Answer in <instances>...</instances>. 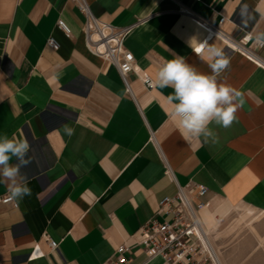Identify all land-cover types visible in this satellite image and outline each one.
<instances>
[{
    "label": "crops",
    "instance_id": "obj_1",
    "mask_svg": "<svg viewBox=\"0 0 264 264\" xmlns=\"http://www.w3.org/2000/svg\"><path fill=\"white\" fill-rule=\"evenodd\" d=\"M87 1L113 26L145 21L125 47L154 86L131 74L127 88L114 66L88 51L84 17L70 1L0 0V135L27 140L31 159L21 169L31 194L14 200L17 207L0 204V264H103L122 245L132 264H146L139 229L162 199L187 185L207 188L201 219L227 264L213 238L221 221L237 205L264 214V70L219 39L208 43L230 58L218 81L242 91L245 103L230 127L210 124L215 139L207 141L181 135L168 99L173 90L159 88L156 74L177 55L211 74L206 50L196 51L207 36L198 20L251 45L249 37L264 32V0ZM243 4L253 16L246 26ZM49 37L57 51L47 47ZM8 194L0 184V196ZM259 221L249 228L257 236ZM34 251L43 257L29 260Z\"/></svg>",
    "mask_w": 264,
    "mask_h": 264
},
{
    "label": "built area",
    "instance_id": "obj_2",
    "mask_svg": "<svg viewBox=\"0 0 264 264\" xmlns=\"http://www.w3.org/2000/svg\"><path fill=\"white\" fill-rule=\"evenodd\" d=\"M75 5L84 17L83 35L88 51L110 63L118 71L124 85L128 88V77L136 74L148 90L153 88L151 79L146 74H140L135 58L125 47V41L145 21L137 20L124 27H116L98 20L92 13L87 0H67ZM225 22L223 18L221 24ZM198 25L207 32L205 41L209 43L216 38L226 46L238 53L257 67L264 70V57L259 51L264 47L257 46L254 41L251 45L227 35L221 27H214L203 20H198ZM59 30L66 35L70 29L62 20H58ZM204 41V42H205ZM53 51L59 49V43L49 37L46 43ZM140 74V75H139ZM208 190L200 185H187L178 187L174 197H165L158 204L154 216L149 219L138 231L141 239L136 242L147 256V262L160 259V264H220L219 258L211 245L206 228L201 219V211L209 206ZM0 204H17L10 195L0 196ZM49 247L54 250L58 243L49 241ZM130 248L126 245L118 247L115 255L103 264H132ZM43 257L39 251H34L29 260Z\"/></svg>",
    "mask_w": 264,
    "mask_h": 264
},
{
    "label": "clouds",
    "instance_id": "obj_3",
    "mask_svg": "<svg viewBox=\"0 0 264 264\" xmlns=\"http://www.w3.org/2000/svg\"><path fill=\"white\" fill-rule=\"evenodd\" d=\"M241 24L246 26L253 19L248 5L240 7ZM257 46L264 47V32L249 37ZM206 50L210 61L211 74L199 72L186 62L182 56H175L166 61L157 71L156 84L159 88H171L169 102L173 103L172 118L178 131L186 140L203 137L215 139L209 127L214 123L228 128L237 120V111L245 103L244 93L226 82H219L218 77L230 66V58L224 51L207 41L196 49L199 53ZM66 135L71 136L74 129L63 126ZM30 145L27 140L9 138L0 135V184L7 183L10 198L21 200L31 194L27 178L21 169L31 163L28 158ZM15 158L16 163H12Z\"/></svg>",
    "mask_w": 264,
    "mask_h": 264
},
{
    "label": "rangeland",
    "instance_id": "obj_4",
    "mask_svg": "<svg viewBox=\"0 0 264 264\" xmlns=\"http://www.w3.org/2000/svg\"><path fill=\"white\" fill-rule=\"evenodd\" d=\"M237 207L221 221L218 235L213 238L215 242L218 240L216 244L227 264H264V241L260 245V237H264V214L259 213L260 221L254 225L257 236L249 228L259 216L243 206Z\"/></svg>",
    "mask_w": 264,
    "mask_h": 264
},
{
    "label": "bare ground",
    "instance_id": "obj_5",
    "mask_svg": "<svg viewBox=\"0 0 264 264\" xmlns=\"http://www.w3.org/2000/svg\"><path fill=\"white\" fill-rule=\"evenodd\" d=\"M206 232L208 233L207 235L210 236L209 230H206ZM210 241V240H209ZM211 243V242H210ZM212 245V244H211ZM213 246V245H212ZM216 252V251H215ZM217 254V253H216ZM218 256V255H217ZM220 262V261H219Z\"/></svg>",
    "mask_w": 264,
    "mask_h": 264
}]
</instances>
